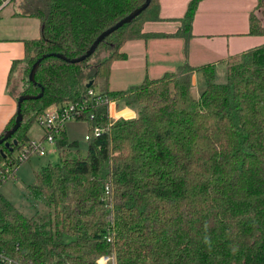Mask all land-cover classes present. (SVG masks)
<instances>
[{
    "label": "trees",
    "instance_id": "obj_1",
    "mask_svg": "<svg viewBox=\"0 0 264 264\" xmlns=\"http://www.w3.org/2000/svg\"><path fill=\"white\" fill-rule=\"evenodd\" d=\"M5 1L40 24L39 37L23 41L24 56L12 62L9 78L23 65L21 95L41 88L42 95L21 103L19 128L9 147L0 144L3 181L21 163L15 154L29 145V128L50 106H85L74 120L86 123L87 146L82 151L69 141L64 126L51 132L59 161L34 170L25 186L31 205L45 211L27 215L0 193V253L12 264H97L107 255L116 264H264V40L227 57L225 81L215 83L214 64L187 62L201 0H189L181 17L168 19L178 23L172 33L144 31L146 23L162 20L159 0H150L83 61L44 57L33 84L28 74L38 58L83 55L145 0H0V6ZM262 18L264 0H256L245 34L264 38ZM161 38L183 41L181 64L109 89L112 63L126 59L127 41ZM193 73L205 80L197 96ZM88 90L103 101L96 103ZM109 102L136 116L112 118ZM43 133L40 140L49 132Z\"/></svg>",
    "mask_w": 264,
    "mask_h": 264
},
{
    "label": "crops",
    "instance_id": "obj_2",
    "mask_svg": "<svg viewBox=\"0 0 264 264\" xmlns=\"http://www.w3.org/2000/svg\"><path fill=\"white\" fill-rule=\"evenodd\" d=\"M167 0H159L160 5V17L161 21L148 22L144 25V31L151 32H162V33H172L178 27L176 21H170L168 19H177L183 14V6L187 5L189 0L183 3L179 11L176 9H169L167 11V6L165 3ZM204 0H201L197 10L194 15L192 22V37L188 45V57L187 62L191 66H201L204 63L214 64L216 67L220 61H224L227 56H232L238 54L250 47H253L260 42L262 37L259 36H249L245 33L247 32L248 25L245 28L237 32H223V33H212L211 31H201L197 32V17L198 11ZM256 4V0H255ZM252 5L250 10L245 14L246 23L248 24V14L255 6ZM178 10V9H177ZM158 25V26H157ZM167 25L168 29L164 27ZM40 35V24L37 18L31 16H23L17 13L15 7L7 1L3 2L0 6V133L4 128L5 124L9 118L15 113L16 102L13 97L8 92L7 83L9 82V72L13 61L22 59L24 56V40H30L38 38ZM259 40L255 44V40ZM183 41L180 38H161V39H150L148 41L143 40H133L127 41L121 49H127L123 52L126 54L125 60L114 61L111 66V72L108 80L109 89H113L112 80L115 68L120 64L129 63V60H133L132 50L139 46L141 48V55L137 60L136 66L142 72V76H147L149 78L160 77L165 72H170L175 69V67L184 61L183 56ZM263 42V41H262ZM207 45V46H206ZM205 46V47H204ZM208 49L211 54L208 59L203 58L199 54L200 51ZM221 58V59H219ZM225 63V62H224ZM13 72V70H12ZM11 72V73H12ZM10 73V76H11ZM198 74L193 73L192 75V87H195L199 80ZM144 77H141V79ZM140 81L128 84H138ZM112 87V88H111ZM126 87L118 88L123 89ZM114 89V90H118ZM117 107V106H116ZM115 107V108H116ZM127 108V107H126ZM116 111L112 109V112ZM127 113V114H126ZM136 113L133 109L127 108L126 112L123 110L118 114L117 117L133 118ZM29 138V137H28ZM30 139V138H29Z\"/></svg>",
    "mask_w": 264,
    "mask_h": 264
},
{
    "label": "rangeland",
    "instance_id": "obj_3",
    "mask_svg": "<svg viewBox=\"0 0 264 264\" xmlns=\"http://www.w3.org/2000/svg\"><path fill=\"white\" fill-rule=\"evenodd\" d=\"M185 1L186 0H167L165 7L167 6L168 8L166 10L170 11L169 9H176V11H179L180 6L185 3ZM254 4L255 0H204L200 10L198 11L197 32L211 31L212 33H223L241 31L245 28V25H248L246 23L245 14ZM21 8L17 7V12H21ZM185 8L186 5L184 4L182 8L183 13ZM262 22L264 23V18H262ZM161 27L168 29L167 25ZM254 40L255 44L259 41L257 39ZM263 40L264 38H261L260 42ZM127 49H121V51L123 52ZM132 53L134 54L132 56V58H134L133 60H129V63H126V65L124 63H120L115 68L113 79L111 78L113 87L112 90L127 87L126 85L138 82L140 81L138 79L144 77L142 76L143 74L139 70V67L136 66L137 60H135L139 59V56L141 55V48L139 46L135 47L134 50H132ZM199 54L202 56L204 55L203 58L208 59L210 57L208 55H210L211 52L208 49H204L200 51ZM205 64L207 65V63L202 65ZM22 70L23 65H17L9 78L8 90L12 91L16 97L20 96L22 94V90L24 89ZM197 76L199 82L195 87L192 88V93L194 96H197L205 86L204 77L201 74H198ZM224 81L225 63L224 61H220L215 67L214 82L224 83ZM112 106L113 109L116 110L113 112L115 115H113L114 117H117L122 110L124 112L127 110L126 107H118L116 102H112ZM63 126L68 140L77 141L80 150L85 151L87 146L85 140L87 130L86 123L84 121H75L69 119L64 122ZM43 134V129L39 122H34L29 128L27 136L30 138V141L37 143V148L32 149L28 153L26 159L17 166L12 177L5 179L0 184V193L27 215L34 214L36 210H46L42 204H36V206L33 207L31 205L33 200L27 198L26 196L25 186L32 182L34 177L33 171L47 165L48 163L54 164L59 161L58 151L56 150L54 143L45 139L40 140ZM38 146L39 148L41 147L43 149V155L38 154Z\"/></svg>",
    "mask_w": 264,
    "mask_h": 264
},
{
    "label": "built area",
    "instance_id": "obj_4",
    "mask_svg": "<svg viewBox=\"0 0 264 264\" xmlns=\"http://www.w3.org/2000/svg\"><path fill=\"white\" fill-rule=\"evenodd\" d=\"M87 93L90 96H96V93L93 90H88ZM102 101H103L102 97L96 96V99H95L96 103H101ZM108 105H109V110H110V116L114 119L118 118V117H114L115 115L112 112V109H113L112 102H109ZM84 112H85V106L81 104L68 103V104H63L61 106L53 105V106L48 107L44 111V113L38 118V122L41 125L42 129H44L46 132H49L47 136L45 137V140L54 143V140L51 136V132L56 131L58 128L63 126L66 120H69V119L74 120L76 116L82 115ZM94 132L98 133V129H95ZM36 144H37L36 142L30 141L28 146H25L21 151L16 152L15 156H16L17 161L19 162L24 161L27 157V154L32 149L37 148ZM38 154L39 155L44 154L43 149L41 147L39 148V146H38ZM9 170H10L9 166H6L3 172H8ZM3 179H4V175L1 174L0 172V181H3ZM0 259L2 261L5 260L9 264L14 263V261L12 262L11 259L4 256L2 253H0ZM96 263L97 264H116V260H115L114 255H107V256H101L98 260H96Z\"/></svg>",
    "mask_w": 264,
    "mask_h": 264
},
{
    "label": "water",
    "instance_id": "obj_5",
    "mask_svg": "<svg viewBox=\"0 0 264 264\" xmlns=\"http://www.w3.org/2000/svg\"><path fill=\"white\" fill-rule=\"evenodd\" d=\"M150 3V0H145L143 2V4H141V6L135 8L134 10H132L129 14H127L126 16H124L123 18H121L119 21H117L114 25L110 26L109 28H107L106 30L102 31L97 37L96 39L92 42V44L90 45V47L86 50V52L76 58L73 59H68L65 56H63L62 54L59 53H53V54H47V55H43L40 58H38L32 65L29 74H28V80L31 83H35L34 80V74L35 71L40 63V61L49 55H52L56 58H60L66 62L69 63H77L80 61H83L84 59H86L87 57H89L96 49V47L98 46V44L106 37L108 36L110 33L114 32L115 30H117L119 27H121L122 25L131 22L136 16H138ZM92 84L91 81H89L86 84V87H90ZM42 95V88L40 89L39 94L37 95H29V94H23L18 96L17 101H16V115H15V119H14V123L13 125L5 130L3 132V135L0 137V144L4 143V146L9 147V142L7 141L8 139H10L12 137V135L15 133V131L19 128L21 121H22V115H21V103L25 100H30V99H37L40 98V96ZM12 143L15 145L16 141L15 139H13ZM10 150H12L10 148Z\"/></svg>",
    "mask_w": 264,
    "mask_h": 264
}]
</instances>
